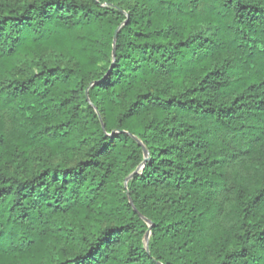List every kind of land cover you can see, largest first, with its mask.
Wrapping results in <instances>:
<instances>
[{
  "label": "trees",
  "instance_id": "trees-1",
  "mask_svg": "<svg viewBox=\"0 0 264 264\" xmlns=\"http://www.w3.org/2000/svg\"><path fill=\"white\" fill-rule=\"evenodd\" d=\"M0 264H264V0H0Z\"/></svg>",
  "mask_w": 264,
  "mask_h": 264
},
{
  "label": "water",
  "instance_id": "water-1",
  "mask_svg": "<svg viewBox=\"0 0 264 264\" xmlns=\"http://www.w3.org/2000/svg\"><path fill=\"white\" fill-rule=\"evenodd\" d=\"M115 38H116V34L114 35V41H115ZM148 236H149V229L146 232V238H148Z\"/></svg>",
  "mask_w": 264,
  "mask_h": 264
}]
</instances>
